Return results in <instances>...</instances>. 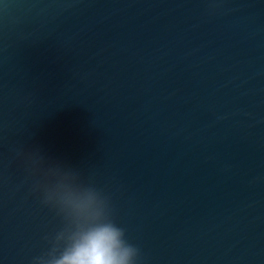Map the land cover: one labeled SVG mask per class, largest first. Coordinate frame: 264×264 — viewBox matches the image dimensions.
I'll use <instances>...</instances> for the list:
<instances>
[{
  "label": "water",
  "instance_id": "obj_1",
  "mask_svg": "<svg viewBox=\"0 0 264 264\" xmlns=\"http://www.w3.org/2000/svg\"><path fill=\"white\" fill-rule=\"evenodd\" d=\"M32 150L109 194L143 264H264V0H0V264L60 223Z\"/></svg>",
  "mask_w": 264,
  "mask_h": 264
},
{
  "label": "clouds",
  "instance_id": "obj_2",
  "mask_svg": "<svg viewBox=\"0 0 264 264\" xmlns=\"http://www.w3.org/2000/svg\"><path fill=\"white\" fill-rule=\"evenodd\" d=\"M24 159L30 194L60 222L45 235L47 247L31 264H143L141 249L115 219L109 194L39 150L24 154Z\"/></svg>",
  "mask_w": 264,
  "mask_h": 264
}]
</instances>
